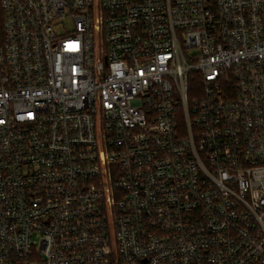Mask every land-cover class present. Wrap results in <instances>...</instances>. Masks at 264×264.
<instances>
[{
  "label": "built area",
  "instance_id": "2783aa9c",
  "mask_svg": "<svg viewBox=\"0 0 264 264\" xmlns=\"http://www.w3.org/2000/svg\"><path fill=\"white\" fill-rule=\"evenodd\" d=\"M0 264H264V0H0Z\"/></svg>",
  "mask_w": 264,
  "mask_h": 264
},
{
  "label": "rangeland",
  "instance_id": "374dc122",
  "mask_svg": "<svg viewBox=\"0 0 264 264\" xmlns=\"http://www.w3.org/2000/svg\"><path fill=\"white\" fill-rule=\"evenodd\" d=\"M36 243H38L37 239H36Z\"/></svg>",
  "mask_w": 264,
  "mask_h": 264
}]
</instances>
